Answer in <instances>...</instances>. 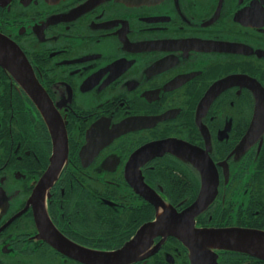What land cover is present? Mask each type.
Wrapping results in <instances>:
<instances>
[{"label": "flooded vegetation", "instance_id": "flooded-vegetation-1", "mask_svg": "<svg viewBox=\"0 0 264 264\" xmlns=\"http://www.w3.org/2000/svg\"><path fill=\"white\" fill-rule=\"evenodd\" d=\"M0 40V264H264V0H0Z\"/></svg>", "mask_w": 264, "mask_h": 264}, {"label": "water", "instance_id": "water-1", "mask_svg": "<svg viewBox=\"0 0 264 264\" xmlns=\"http://www.w3.org/2000/svg\"><path fill=\"white\" fill-rule=\"evenodd\" d=\"M9 44V43H8ZM17 48L11 46L10 44L7 45L6 41H2L0 40V57L2 56H8L10 60L12 61H17ZM2 59H4L2 57ZM1 60V59H0ZM251 235H248V238H255V239H260L261 242L259 243V245H252L251 243H235V242H230L227 244L228 247H238V246H242V247H246L247 249H249L250 251H253L254 253L260 254V255H264V249L262 247H264V245H261L262 242H264V239L262 238V236L260 237H250ZM118 256V253H106V255H104V259H109L111 261H114V257Z\"/></svg>", "mask_w": 264, "mask_h": 264}]
</instances>
